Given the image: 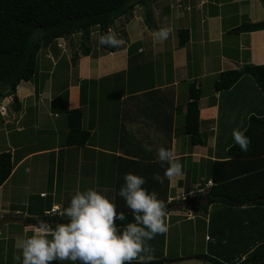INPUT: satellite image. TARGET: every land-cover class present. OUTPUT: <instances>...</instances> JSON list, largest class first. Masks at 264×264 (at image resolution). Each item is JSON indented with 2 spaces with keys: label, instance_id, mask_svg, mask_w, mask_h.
I'll return each mask as SVG.
<instances>
[{
  "label": "crops",
  "instance_id": "0c3cea01",
  "mask_svg": "<svg viewBox=\"0 0 264 264\" xmlns=\"http://www.w3.org/2000/svg\"><path fill=\"white\" fill-rule=\"evenodd\" d=\"M263 21L264 0H152L147 7L137 6L130 17L117 20L113 32L121 46L116 52L99 44L98 29L93 31L88 55L80 51V35L44 47L36 75L17 88L18 105L12 109L7 105V112H0V153L9 152L15 166L0 187V220L12 217L26 222L0 228V264H17L13 259L20 254L17 238L33 234L27 220H38L57 207L60 211L50 219L69 222L63 212L77 189H107L112 197L126 173L140 175L138 170L144 169L163 175L167 166L156 161L161 145L174 149L183 165V174L169 181V203L176 197L188 201L201 195L191 194L202 188L209 191L206 186L213 183L214 162L226 160L235 143L232 130L247 129L252 115L264 116V97L252 78H242L229 90L215 89L223 72L247 64L264 65V30L237 31L244 23ZM161 26L173 30L167 40L155 41L153 33ZM182 30L188 33L183 46ZM192 84L202 93L203 145H191L182 129ZM78 108L83 109V127L91 132V139L85 147H67L68 113ZM146 146L153 151H146ZM262 157L248 162H261ZM35 159L48 170L39 179L44 187L39 193L31 192ZM25 166L30 169L22 171ZM24 189L28 198L20 202L16 191ZM153 191L158 193L156 186ZM115 203L117 213L129 211L122 197L117 195ZM181 211L166 213L167 231L146 242L153 249L152 261L169 259V239L177 250L170 260L177 264H207L201 256L241 261L264 242L262 207L218 203L206 211ZM203 230L207 235L199 250L197 236ZM189 241L194 243L189 246Z\"/></svg>",
  "mask_w": 264,
  "mask_h": 264
},
{
  "label": "trees",
  "instance_id": "16d2710c",
  "mask_svg": "<svg viewBox=\"0 0 264 264\" xmlns=\"http://www.w3.org/2000/svg\"><path fill=\"white\" fill-rule=\"evenodd\" d=\"M152 0H0V100L14 97L13 106L18 105L17 88L23 82L33 79L38 69V55L41 50L58 39H66L80 35V51L90 53L91 38L94 29L102 35L105 31L115 30L116 22L122 17H130L137 6L147 7ZM146 22L150 25V16L146 14ZM264 30V21L244 23L237 31L250 33ZM121 35L122 31L118 32ZM184 35L186 38L184 39ZM188 33L180 31V45H185ZM108 52H116L119 48L103 45ZM250 77L258 85L264 97V65L247 64L238 69L223 72L215 83V89L224 91L231 89L242 78ZM201 90L192 84L189 88V102L185 115L183 133L188 136L191 145H203L204 137L200 131V99ZM83 109L78 108L68 113L67 147H85L91 139V132L83 127ZM246 135L251 138L247 152H242L235 143L226 152V160L214 162L213 184L208 193L196 195L190 200L168 202L169 180L163 184L148 179L143 186L150 192L158 189V198L163 200L167 212L175 205L190 204L205 197L211 199L208 205L200 208H187L189 211H205L210 205L227 204L230 206L264 208V157L261 162H248L256 156H264V116L252 115L248 121ZM235 162V163H234ZM245 162V163H244ZM233 164H239L234 169ZM143 166V165H142ZM164 166H167L166 164ZM14 162L9 152L0 153V187L10 178L14 171ZM140 176H152L151 171L138 170ZM120 183V182H119ZM122 184V182H121ZM234 185L244 189L231 190ZM164 187V188H162ZM184 204H181L183 202ZM125 220H116L117 229L134 223V215L129 209L124 211ZM119 214V213H118ZM54 221L62 219L44 217L30 222ZM55 228V226H53ZM204 257L212 264H264V242L258 245L244 260L221 261L214 257ZM177 260L164 259L150 261L149 264H170ZM137 264V262H131Z\"/></svg>",
  "mask_w": 264,
  "mask_h": 264
},
{
  "label": "clouds",
  "instance_id": "9594fccd",
  "mask_svg": "<svg viewBox=\"0 0 264 264\" xmlns=\"http://www.w3.org/2000/svg\"><path fill=\"white\" fill-rule=\"evenodd\" d=\"M172 30L171 26H161L153 33V39L163 42ZM99 44L119 48L121 40L110 28L100 36ZM246 132L247 129L232 130L235 144L242 152H247L251 145ZM146 151L151 152L153 148L146 146ZM156 161L162 166L167 165L163 175L156 173L152 177L160 184L183 174V165L172 148L159 146ZM146 183L144 177L131 172L123 176V184L116 196L125 200L135 222L126 224L122 232H118L116 220H125L126 215L117 213L116 196L108 197L107 189H77L63 212L69 222L58 223L52 228L46 221H38L30 237L17 238L15 246L20 254L14 255L13 259L17 264H50L57 260L71 264H131L133 261L149 264L154 259L153 249L146 242L167 231V207L156 191L150 192L143 187Z\"/></svg>",
  "mask_w": 264,
  "mask_h": 264
},
{
  "label": "rangeland",
  "instance_id": "374dc122",
  "mask_svg": "<svg viewBox=\"0 0 264 264\" xmlns=\"http://www.w3.org/2000/svg\"><path fill=\"white\" fill-rule=\"evenodd\" d=\"M6 103V105H2V106H6V112H7V110H8V106L9 105H11L10 106V109H12V104H10L11 103V101H9V102H7V101H5L4 102V100H0V104L1 103ZM8 105V106H7ZM41 158H44V157H41ZM36 160V162H35V168H34V174H33V176H34V180H36V181H34L33 180V182H32V185H31V192H33V193H39L44 187L43 186H40L39 185V179L40 178H42V176H43V172L44 173H47L48 172V170H47V168H46V165L45 164H43L42 163V161H40L39 159H35ZM45 162V161H44ZM28 164H30V163H28ZM25 169H30L28 166H25V167H23L22 168V171H24ZM116 185H118V181L116 180ZM47 189H48V187H47ZM44 190H46V188L44 189ZM110 190H112V189H110ZM27 193H29V192H26L25 191V189L21 192V191H16V199L18 200V201H20V202H25V200L28 198V196H27ZM109 194H112V192H109ZM173 195H175L176 196V193L175 194H173ZM175 200H177V201H179V200H181L180 199V197L179 198H175ZM183 202V201H182ZM184 203H186V202H183V203H181V204H184ZM184 212H188V210L187 209H185V210H183ZM183 211H181V212H183ZM206 211V210H205ZM219 215H222L223 214V216H228V214H225L224 212L222 213H218ZM181 218V217H180ZM216 219L218 220V221H223L222 219H221V217H218V215L216 216ZM19 228H22V227H19ZM174 231H178V227H174ZM172 232H173V229H172ZM206 235H207V233H206V231L205 230H203V231H200V233H199V235L197 236V241H198V248H199V250H201L202 249V247L205 245V238H206ZM169 244H170V249H169V256H168V258L169 259H172V257L174 256V254H175V252L177 251L176 250V246L175 245H173V244H171V239H169ZM191 243L193 244L194 242H187V244L190 246L191 245ZM161 248L163 247V244L160 246ZM179 252H181L180 253V256H182L183 255V249L182 248H180V251ZM179 256V255H178ZM180 262V261H179ZM178 262H176V264H177ZM180 264H181V262H180ZM207 264H212V263H207Z\"/></svg>",
  "mask_w": 264,
  "mask_h": 264
},
{
  "label": "water",
  "instance_id": "95a60500",
  "mask_svg": "<svg viewBox=\"0 0 264 264\" xmlns=\"http://www.w3.org/2000/svg\"><path fill=\"white\" fill-rule=\"evenodd\" d=\"M108 32L105 31V33ZM217 197H205V198H201V199H197L195 201H193L190 204H184V205H175L173 206L171 209L172 210H184L187 208H200L203 207L205 205H208L211 201V199H216ZM264 200V198L262 199ZM50 226H56L58 223H63V222H54V221H46ZM8 223H15V224H19V225H26V222L24 220H20L17 218H12V217H5L3 219L0 220V228L3 227L4 225L8 224ZM38 222H31L29 223V225L34 226L36 225ZM64 223H68V222H64Z\"/></svg>",
  "mask_w": 264,
  "mask_h": 264
},
{
  "label": "built area",
  "instance_id": "2783aa9c",
  "mask_svg": "<svg viewBox=\"0 0 264 264\" xmlns=\"http://www.w3.org/2000/svg\"><path fill=\"white\" fill-rule=\"evenodd\" d=\"M0 112H1V113L6 112V106H1V107H0ZM211 186H212V183L210 182V185H207L206 187L210 188ZM196 193L206 194V193H208V191L205 190L204 188H202V189H199V190H198L197 192H195V193L192 192L191 195L194 197ZM182 198H183V197H182ZM183 199H185V198H183ZM59 211H60L59 208H57V207H53L50 211H47V212H46L45 216H46V217H52V216H54L55 214H58Z\"/></svg>",
  "mask_w": 264,
  "mask_h": 264
}]
</instances>
